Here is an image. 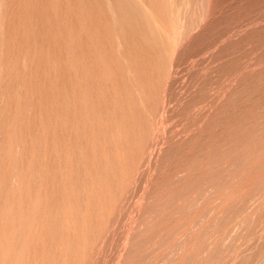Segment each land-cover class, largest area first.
<instances>
[{
    "label": "rangeland",
    "instance_id": "374dc122",
    "mask_svg": "<svg viewBox=\"0 0 264 264\" xmlns=\"http://www.w3.org/2000/svg\"><path fill=\"white\" fill-rule=\"evenodd\" d=\"M64 1L0 0V264H264V0L163 58Z\"/></svg>",
    "mask_w": 264,
    "mask_h": 264
},
{
    "label": "bare ground",
    "instance_id": "6f19581e",
    "mask_svg": "<svg viewBox=\"0 0 264 264\" xmlns=\"http://www.w3.org/2000/svg\"><path fill=\"white\" fill-rule=\"evenodd\" d=\"M57 1V0H56ZM61 1V0H60ZM60 1H59V3H60ZM64 1V0H63ZM68 1V0H67ZM66 0L64 1V2H66V3H68V2H70V1H68L67 2ZM75 1V0H74ZM78 1H80V0H78ZM91 1V0H90ZM201 3L204 1H201V0H199ZM206 1V0H205ZM55 1L54 0H52V3L55 5V4H57V3H54ZM72 2V1H71ZM81 2V1H80ZM83 2H85V0L83 1ZM92 3H93V1H91ZM94 4H96V19H98L100 22H98L99 24L101 23V22H105V23H107V25L109 26V25H113V24H115V26L116 25H121L122 27H126L127 25H131V28H133L134 30H135V28H139V30L141 31V32H137V34H139V33H141V36H142V38L143 39H145L148 43H146V44H149L148 46H150L151 47V51L152 50H154L155 49V51L158 53V55H161V57L163 58V55H165V56H168L169 55V53H171L172 51H173V47L176 45V44H178L177 42L179 41V40H181L182 38H185L187 35H185V33H186V30H188V29H186V28H184L185 26H186V22H187V14H186V12H187V9L189 10V5L191 4V0H94ZM194 3H195V0L193 1ZM198 2V1H197ZM196 2V3H197ZM199 2V3H200ZM59 3L57 4V5H59ZM73 3V2H72ZM87 3V2H86ZM206 3V4H205ZM75 4H77V1H76V3ZM80 4V3H79ZM94 4H91V6L93 5V7H94ZM198 4V3H197ZM197 4H195V5H197ZM203 4V3H202ZM212 4V3H211ZM211 4L209 5V3H208V0H207V2H204V5H209V7L211 6ZM56 5V6H57ZM72 5V4H71ZM81 5H83V4H81ZM79 6V9L82 7V6ZM88 5V4H87ZM203 5V6H204ZM48 6V5H47ZM47 6H45V7H47ZM51 6V8H52V4L50 5ZM49 6V7H50ZM60 6V5H59ZM58 6V10L60 11V7ZM62 7H63V5H61ZM76 6V5H75ZM190 6H193V5H190ZM198 6H199V4H198ZM61 7V9H63ZM84 7H87L86 5H84ZM89 7V6H88ZM87 7V8H88ZM55 8V7H54ZM75 8V7H74ZM195 8V7H194ZM46 9V8H45ZM49 9V8H48ZM53 9V8H52ZM56 9V8H55ZM54 9V10H55ZM65 9V8H64ZM61 10L62 11V13L64 12V11H66L67 13H69L68 11H70V9L68 10L67 9V7H66V9L68 10ZM76 9V8H75ZM75 9H74V12H75ZM77 9H78V6H77ZM82 9H86V8H82ZM81 9V10H82ZM91 8H89V10H90ZM95 9V7L93 8V10ZM191 9H192V7H191ZM207 9L209 10V8H208V6H207ZM206 9V10H207ZM58 11V12H59ZM60 11V12H61ZM73 11V9L71 8V12ZM78 11V10H77ZM77 11H76V13H77ZM88 11V10H87ZM200 11V10H199ZM210 11V10H209ZM208 11V12H209ZM56 12V11H55ZM56 13V14H59L60 15V12L59 13ZM82 12V11H81ZM89 12H93V14H94V11H89ZM207 12V11H206ZM65 13V12H64ZM63 13V14H64ZM80 13V12H79ZM192 13H194V12H192ZM74 14V16H75V13H73ZM72 14V15H73ZM81 14V13H80ZM84 14V13H83ZM83 14H82V16H83ZM85 14H86V10H85ZM195 14V13H194ZM197 14V13H196ZM195 14V15H196ZM208 14V13H207ZM70 16H72L71 14H69ZM78 15V18L79 19H82V18H80L79 17V14H77ZM67 16V15H66ZM66 16H65V18H66ZM86 16V15H85ZM84 16V17H85ZM92 16V15H91ZM190 16H192V15H189V18H192V17H190ZM205 16V15H204ZM209 16V15H208ZM207 15L205 16V17H208ZM83 17V18H84ZM69 17L67 16V18H66V20L68 19ZM73 18V17H72ZM72 18H70L71 20H72ZM77 18V17H76ZM194 18V17H193ZM85 19H87V16H86V18ZM209 19V18H208ZM65 20V21H66ZM71 20H70V22H71ZM82 20H84V19H82ZM82 20H81V22H79V20L77 21V22H79L80 23V25L82 24ZM87 20H89V22H87V23H89L90 24V19H87ZM207 20V19H206ZM75 20L73 19L72 20V23L74 22ZM86 21V20H85ZM188 21H190V20H188ZM201 21V20H200ZM209 21V20H208ZM207 21V22H208ZM96 23H97V21H95ZM95 22H92L91 21V25H92V23L94 24ZM203 22V21H202ZM206 22V21H205ZM69 23V22H68ZM83 23H85L84 21H83ZM87 23H86V27H84V28H87ZM96 23H95V25H96ZM97 23V24H98ZM109 23H111V24H109ZM190 23H191V21H190ZM89 24H88V27H89ZM98 24V25H99ZM132 24H135V26L134 27H132ZM204 24H206V23H204ZM102 25H104L103 23L101 24V25H99V26H102ZM106 25V24H105ZM93 26V25H92ZM92 26H90L91 27V29L92 28H95V27H92ZM97 27V25H96V28H100V27ZM80 27V26H79ZM105 27V26H104ZM119 27V26H118ZM81 28V27H80ZM127 28V27H126ZM200 28V27H199ZM82 30H83V26H82V28H81ZM89 30H90V28H88ZM88 29H85V31L87 30V31H89ZM107 29H111V27L110 28H107ZM127 29H130V28H127ZM182 29L184 30V29H186L185 31H183L182 33H184V34H182L181 33V31H182ZM79 30V29H78ZM81 30V31H82ZM106 29H104V31H105ZM132 30V29H131ZM131 30H129V31H131ZM134 30H132L131 32H128V33H134L135 31ZM138 30V29H137ZM190 30V29H189ZM114 31V30H113ZM191 31V30H190ZM192 31H193V29H192ZM197 31V30H196ZM107 32H108V30H107ZM123 32V31H122ZM125 32V31H124ZM188 32V31H187ZM82 33V32H81ZM83 33H84V31H83ZM126 33V32H125ZM195 32L193 31V34H194ZM88 34V33H87ZM104 35H105V33H103ZM122 34V33H121ZM136 33H134L133 35H135ZM187 34V33H186ZM188 34H190V33H188ZM192 34V33H191ZM191 34L190 35H188V36H191ZM82 35V34H81ZM124 35V34H123ZM128 35V34H127ZM132 35V36H133ZM140 35V34H139ZM139 35H138V37H139ZM83 36V35H82ZM88 36V35H87ZM95 36V35H94ZM99 36V35H98ZM125 36V35H124ZM136 36V35H135ZM135 36H133V37H135ZM140 36V37H141ZM182 36H184V37H182ZM86 37V36H85ZM121 37V36H120ZM126 37V36H125ZM128 37V36H127ZM137 37V36H136ZM96 38V37H95ZM94 38V39H95ZM124 38V37H123ZM129 38H131V35L129 36ZM129 38H126V39H128L129 40ZM142 38H140L141 40H143ZM187 38V37H186ZM89 39V38H88ZM91 39V38H90ZM93 39V40H94ZM108 39V38H107ZM136 39V38H135ZM134 39V40H135ZM139 38L138 39H136V40H140ZM188 39V38H187ZM92 40V41H93ZM98 40H99V38H98ZM110 40H111V38H110ZM133 40V38H131V40L129 41V43L131 42ZM135 40V44H136V42L138 43V41H136ZM82 41V40H81ZM87 41V40H86ZM97 41V40H96ZM124 41L126 42V40L124 39ZM145 41V42H146ZM186 41V43H187V40H185L184 39V42ZM189 41H191V39L189 40ZM88 42H89V40H88ZM108 43H109V41H107ZM128 42V41H127ZM134 41H132V43H133ZM95 43V42H94ZM100 43V42H99ZM129 43H127L128 45H129ZM141 43H142V41H141ZM181 42H179V44H180ZM189 43V42H188ZM88 44V43H87ZM86 44V45H87ZM103 44H104V42H103ZM112 44V43H111ZM134 44V43H133ZM133 44H131V45H133ZM144 44V43H143ZM146 44H144V45H146ZM112 45H114V44H112ZM138 45V44H137ZM186 45V44H185ZM110 46V45H109ZM119 46V45H118ZM121 46V45H120ZM130 46V45H129ZM142 46V45H141ZM148 46L146 47V48H148ZM179 46H181V44L179 45ZM179 46L177 47V45L175 46V49L177 50V49H179ZM144 47V46H143ZM177 47V48H176ZM117 48V47H116ZM121 48H122V46H121ZM145 48V47H144ZM181 48V47H180ZM115 49V48H114ZM150 49V48H149ZM175 49H174V51H175ZM120 50V49H119ZM118 50V51H119ZM130 50V49H129ZM172 50V51H171ZM147 51H149V50H147ZM150 51V52H151ZM129 52H131V50L129 51ZM149 53V52H148ZM148 53H147V55H148ZM156 53V54H157ZM173 53V52H172ZM118 54V53H117ZM120 54V53H119ZM132 54V53H131ZM130 54V55H131ZM150 54V53H149ZM174 54V53H173ZM151 55H152V53H151ZM118 56V55H117ZM120 56V55H119ZM119 56L117 57V58H119ZM170 56V55H169ZM171 56H172V54H171ZM170 56V57H171ZM174 56L176 57V54H174ZM173 57V56H172ZM177 57H178V53H177ZM168 58V57H167ZM165 59H166V57H165ZM164 59V60H165ZM174 59V58H173ZM173 59H172V61H173ZM177 59V58H176ZM176 59H175V61H176ZM120 60V59H119ZM150 60V59H149ZM168 60H170V58L168 59ZM178 60V59H177ZM151 61V60H150ZM172 61H168V63L169 64H173V63H170V62H172ZM155 63V62H154ZM165 64H166V62H165ZM165 64H163V65H165ZM174 64H175V62H174ZM173 64V65H174ZM158 65V64H157ZM129 66V65H128ZM166 66V68H167V65H165ZM172 65H170V67H171ZM176 66V65H175ZM160 68V67H159ZM129 69V68H128ZM161 69V68H160ZM162 69H163V67H162ZM161 69V70H162ZM172 70V69H171ZM128 71V70H127ZM174 71V70H173ZM126 72V71H125ZM163 73L165 72V71H162ZM161 72V73H162ZM172 72V71H171ZM129 73H131V72H129ZM129 73H128V75H129ZM162 73V74H163ZM161 74V75H162ZM166 74V73H165ZM167 75V74H166ZM171 75V74H170ZM129 78V77H128ZM166 79H167V77H166ZM132 82V81H131ZM162 84H163V82H162ZM162 86H164V85H162ZM136 87V86H135ZM137 88V87H136ZM141 88H142V86H141ZM165 88L167 89V87L165 86ZM131 89V88H130ZM135 89V88H134ZM165 91V90H164ZM139 92H140V90H139ZM139 92H137V93H139ZM167 92V91H166ZM165 94V93H164ZM169 94V93H168ZM171 94V93H170ZM140 95H142V94H140ZM140 95H138L139 97H140ZM132 96V95H131ZM130 96V97H131ZM136 96V95H135ZM168 96V95H167ZM171 97H172V95H170ZM145 97V96H144ZM171 97L169 98V99H171ZM132 98V97H131ZM130 98V99H131ZM136 99V98H135ZM138 99V98H137ZM167 99V98H166ZM128 100V99H127ZM172 100V99H171ZM136 101V100H135ZM139 101V100H138ZM70 102V101H69ZM129 102H130V100H129ZM134 104H135V102H134ZM133 105V104H132ZM165 105V104H164ZM70 106V105H69ZM168 107V106H167ZM171 107V106H170ZM137 108V107H136ZM135 109V108H134ZM142 109V108H141ZM147 109V108H146ZM172 109V108H171ZM148 110V109H147ZM143 111V110H142ZM149 111V110H148ZM158 111V110H157ZM167 111V110H166ZM169 111H171V110H168L167 111V113L169 114ZM139 112V111H138ZM144 112V111H143ZM140 113L142 114V112L140 111ZM147 113V112H146ZM173 113V112H172ZM149 114V113H148ZM155 114V113H154ZM161 114V113H160ZM168 114H165V115H168ZM174 114V113H173ZM173 114H171V115H173ZM123 115V114H122ZM146 115V114H145ZM144 115V116H145ZM150 115V114H149ZM126 116V115H125ZM161 116V115H160ZM159 116V117H160ZM133 117H134V115H133ZM155 117H157V116H155ZM159 117L157 118V119H159ZM139 118V117H138ZM146 118V120H147V118L148 117H145ZM166 118V117H165ZM168 118V117H167ZM126 119V118H125ZM124 119V120H125ZM156 119V118H155ZM173 119V118H172ZM139 120V119H138ZM156 121V120H155ZM163 121V120H162ZM125 122V121H124ZM123 122V123H124ZM145 122V121H144ZM159 122V121H158ZM165 123H167V122H165ZM164 123V124H165ZM125 124H126V122H125ZM157 124V123H156ZM152 125V124H151ZM160 125V124H159ZM158 125V126H159ZM163 125V122H162V124L160 125V126H162ZM122 126H124V124L122 125ZM127 126V125H126ZM125 126V130H124V133H126L125 131H126V127ZM164 126V125H163ZM161 128V127H160ZM162 128H164V127H162ZM161 128V129H162ZM151 129H153L152 127H151ZM158 129V128H157ZM122 130V129H121ZM122 130V131H123ZM154 130V129H153ZM159 130V129H158ZM159 132H161V131H159ZM158 133V132H157ZM123 134V133H122ZM153 134V133H152ZM152 134H151V136H152ZM119 135V134H118ZM159 135H160V133H159ZM120 137V136H119ZM159 137V136H158ZM157 137V138H158ZM118 141V140H117ZM123 143H124V141H122ZM125 142H126V140H125ZM149 155H151V154H149ZM97 194V193H96ZM99 195V194H98ZM92 196H94V197H92L93 199L95 198V196L96 195H92ZM101 197V196H100ZM127 197V196H126ZM92 198L90 197V199L92 200ZM103 198V197H102ZM89 199V200H90ZM96 199V198H95ZM99 199V198H98ZM95 201V200H94ZM89 203H91V202H89ZM98 203V202H97ZM96 203V204H97ZM99 204H100V202H99ZM99 204L97 205V206H99ZM97 209V208H96ZM89 211V210H88ZM87 211V212H88ZM73 212V211H72ZM65 213H66V211H65ZM75 213V212H74ZM66 215V214H65ZM67 215H68V213H67ZM89 215V214H88ZM88 215L86 216V218L88 217ZM67 218H68V216H66ZM91 217V216H90ZM89 217V218H90ZM67 218H66V221H70V220H72L70 217V220H67ZM68 218V219H69ZM85 218V219H86ZM118 218V217H117ZM85 221V220H84ZM71 222V221H70ZM86 223H87V221H86ZM76 225V224H75ZM69 226V225H68ZM74 226V225H73ZM70 229H72V227H69ZM86 228H87V226H86ZM83 229V228H82ZM74 232V231H73ZM78 233V232H77ZM85 241V240H84ZM79 242H80V240H79ZM86 245V244H85ZM67 246V245H66ZM75 247V246H74ZM73 247V248H74ZM67 248H68V246H67ZM77 250V249H76ZM87 250V249H86ZM73 251V250H72ZM81 255V254H80ZM79 255V256H80ZM77 257V256H76ZM74 258V257H73ZM81 258V257H80ZM76 260V259H75ZM77 263H78V261H77ZM87 263V262H86ZM76 264V263H75Z\"/></svg>",
    "mask_w": 264,
    "mask_h": 264
}]
</instances>
